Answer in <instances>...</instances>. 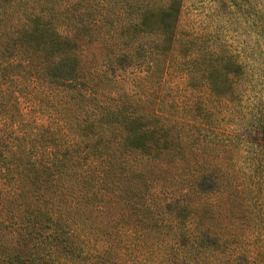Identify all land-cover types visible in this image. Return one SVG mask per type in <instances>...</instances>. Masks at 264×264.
Masks as SVG:
<instances>
[{"label": "trees", "instance_id": "1", "mask_svg": "<svg viewBox=\"0 0 264 264\" xmlns=\"http://www.w3.org/2000/svg\"><path fill=\"white\" fill-rule=\"evenodd\" d=\"M181 8L182 0H0V264H115L116 177L128 179L130 153L141 160L159 140L141 116L101 106L99 84L128 69L165 75ZM193 48L179 55L185 73L199 64L202 83L230 88L227 75L241 66L223 57L206 75L210 64L197 63ZM112 116L122 131L117 162L102 140Z\"/></svg>", "mask_w": 264, "mask_h": 264}, {"label": "rangeland", "instance_id": "2", "mask_svg": "<svg viewBox=\"0 0 264 264\" xmlns=\"http://www.w3.org/2000/svg\"><path fill=\"white\" fill-rule=\"evenodd\" d=\"M178 36L165 75L128 69L99 84L101 106L141 116L159 140L141 160L130 153L128 179L116 177L114 262L264 264V0H182ZM191 43L197 63L210 64L206 75L223 57L241 66L227 75L230 88L202 83L199 64L185 73L179 55ZM118 120L102 138L116 162Z\"/></svg>", "mask_w": 264, "mask_h": 264}]
</instances>
